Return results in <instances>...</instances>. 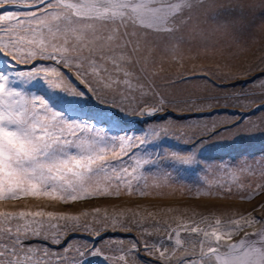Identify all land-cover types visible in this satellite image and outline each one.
I'll return each mask as SVG.
<instances>
[{"label": "snow or ice", "instance_id": "snow-or-ice-1", "mask_svg": "<svg viewBox=\"0 0 264 264\" xmlns=\"http://www.w3.org/2000/svg\"><path fill=\"white\" fill-rule=\"evenodd\" d=\"M256 7L0 0V264H264V199L251 203L264 193V152L231 164L198 159L211 140L264 135V42L254 34L264 36V22L247 15ZM122 117L148 127L130 133ZM165 138L192 148L158 147ZM196 166V196L250 208L204 226L173 207L55 210L192 194L182 173ZM217 173L243 179L209 183ZM21 200L38 203L5 210Z\"/></svg>", "mask_w": 264, "mask_h": 264}, {"label": "rangeland", "instance_id": "rangeland-1", "mask_svg": "<svg viewBox=\"0 0 264 264\" xmlns=\"http://www.w3.org/2000/svg\"><path fill=\"white\" fill-rule=\"evenodd\" d=\"M257 7L255 11L249 12V15L255 24H260L264 22V0H255ZM16 11L17 9H9ZM0 11H3L1 9ZM252 15V16H251ZM258 42H264V36L259 33H254ZM258 43L256 47H259ZM209 62V61H208ZM205 61V63H208ZM38 91H43V86H36ZM46 94V93H45ZM124 120V130L128 132H141L147 125L142 122L137 121L132 117H122ZM158 147L169 148L179 152L190 151L192 146L188 144L178 143L172 139L165 138L160 141ZM264 152V135H259L255 137L239 136L234 139L229 140H211L205 143L198 152V159L203 163L209 165H218L221 162L225 164H231L236 161L242 160L244 157L241 155H259ZM200 171V167H192L187 169L182 173L184 176V182L189 186L194 187L192 194H181L179 190L175 191L169 196H150V197H120V198H100L93 199L85 202H79L72 206H57L55 210L58 211H69L76 212L77 210L91 211L94 207L101 208L102 212L104 209L111 214L116 211L127 208H133L138 212L147 214V212H155L159 208L173 207L178 208L180 212L187 218H195L197 220L203 219V224H208L214 222V220L219 218H225L226 216H231L233 214H238L240 212L246 211L250 208V203L248 201H242L239 198L224 199V198H213L206 196H196L195 186L199 185V180L197 179V174ZM243 179L239 176L227 175L224 173H217L215 177H209V183L215 185L218 183L222 184H232L235 185ZM179 186H177L178 188ZM208 185L204 186V190H207ZM264 199V193L255 197L251 203H255L256 200ZM38 202L33 200H21L13 208L9 205L5 210H35V206ZM139 206V207H137ZM46 210H53L51 208ZM252 231V229H249ZM112 235V233H109ZM119 235L124 236L128 239L131 235H136V233L125 234L123 232ZM76 239H87L80 234H77ZM107 237H105V241ZM101 246L99 243L97 247ZM88 264H104L103 257H90Z\"/></svg>", "mask_w": 264, "mask_h": 264}, {"label": "bare ground", "instance_id": "bare-ground-1", "mask_svg": "<svg viewBox=\"0 0 264 264\" xmlns=\"http://www.w3.org/2000/svg\"><path fill=\"white\" fill-rule=\"evenodd\" d=\"M254 11H255V9H254ZM249 16V15H248ZM252 16V15H251ZM208 62V61H207Z\"/></svg>", "mask_w": 264, "mask_h": 264}]
</instances>
